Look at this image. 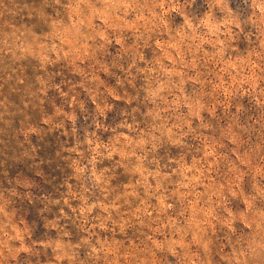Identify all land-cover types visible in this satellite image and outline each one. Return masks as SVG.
Wrapping results in <instances>:
<instances>
[{
    "label": "rangeland",
    "instance_id": "1",
    "mask_svg": "<svg viewBox=\"0 0 264 264\" xmlns=\"http://www.w3.org/2000/svg\"><path fill=\"white\" fill-rule=\"evenodd\" d=\"M0 264H264V0H0Z\"/></svg>",
    "mask_w": 264,
    "mask_h": 264
}]
</instances>
